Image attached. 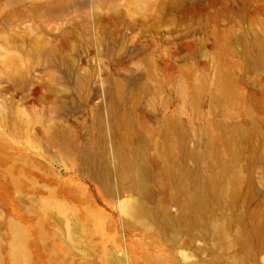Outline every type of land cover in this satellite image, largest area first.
Wrapping results in <instances>:
<instances>
[{"label": "rangeland", "instance_id": "1", "mask_svg": "<svg viewBox=\"0 0 264 264\" xmlns=\"http://www.w3.org/2000/svg\"><path fill=\"white\" fill-rule=\"evenodd\" d=\"M259 48L264 0H0V264H264ZM136 148L167 232L124 210Z\"/></svg>", "mask_w": 264, "mask_h": 264}, {"label": "bare ground", "instance_id": "2", "mask_svg": "<svg viewBox=\"0 0 264 264\" xmlns=\"http://www.w3.org/2000/svg\"><path fill=\"white\" fill-rule=\"evenodd\" d=\"M247 63L252 67L262 65L264 63V50L259 48V52L254 58H248L247 56ZM220 87L222 90H225L227 88V84L225 82H221ZM225 132L227 134H231L234 138L239 136L229 133L232 132L230 130ZM82 152L85 162L90 164L92 161V152L89 148L82 149ZM113 156L119 180L134 194V198L124 206L126 213L130 217L142 222H157L162 232H167L172 229L174 220L168 215L166 206L157 203L150 206L146 202L150 195H152V190L162 186L163 180L158 174L153 176V181H150V179L147 178V161L145 160L143 150L136 148V150L130 155H124L119 150H115ZM172 174L176 180L189 176L188 170L183 167L180 168L177 173L172 172ZM201 202H203L201 193L198 190H193L189 194L188 199L184 202V204H182L180 215L188 226L189 224L194 225L198 222L199 215L203 212L205 207L203 204V207L199 206L198 203ZM189 207L194 210L192 216L188 214ZM212 228L216 231L220 230L217 225H213ZM14 241L15 247L13 258L18 263L21 258H24L22 232L18 228H14Z\"/></svg>", "mask_w": 264, "mask_h": 264}]
</instances>
